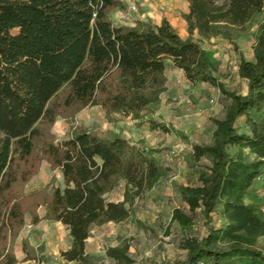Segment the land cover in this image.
<instances>
[{"label": "trees", "instance_id": "obj_1", "mask_svg": "<svg viewBox=\"0 0 264 264\" xmlns=\"http://www.w3.org/2000/svg\"><path fill=\"white\" fill-rule=\"evenodd\" d=\"M186 1L188 36L164 17L115 23L112 13L124 0H0V264L18 263L13 241L42 209L69 231L65 261L80 264H91L87 241L95 226L131 219L145 189L167 173L161 162L174 156L120 133L78 126L59 139L49 128L97 105L108 116L167 129L152 117V105L173 91L170 67L190 84L218 86L226 98L224 117L213 120V142H193L186 157L194 183L178 190L188 210L175 208L172 220L189 233L181 241L187 259L176 264H264L257 246L264 198L248 199L264 175V19L252 58L238 54L245 85L225 88L206 48L223 38L239 50L236 41L264 14V0ZM44 163L49 183L25 191ZM121 185L123 199L113 198ZM23 246L28 259L45 252L27 240ZM128 250L125 244L107 253L132 264Z\"/></svg>", "mask_w": 264, "mask_h": 264}, {"label": "rangeland", "instance_id": "obj_2", "mask_svg": "<svg viewBox=\"0 0 264 264\" xmlns=\"http://www.w3.org/2000/svg\"><path fill=\"white\" fill-rule=\"evenodd\" d=\"M124 1L126 5L112 13L115 23L132 24L137 19L148 17L160 22L164 17L181 34H189L186 0ZM133 4L137 6L134 11L130 10ZM263 19L264 14H260L251 21L248 34L236 41L239 47L237 51L231 42L223 38H215L213 43H207L206 48L213 51L217 74L225 88L235 89L245 85L244 80L238 76V54L242 52L245 57L252 58L255 33ZM166 73L169 81L172 80L173 91L169 96L163 97L161 103L152 105V117L158 118L167 129H151L147 124L138 126L141 119L120 113L108 116L97 105L87 106L73 115L60 116L49 128L59 139L78 126L88 127L99 133H120L140 142L146 149L164 148L174 156H169L174 158L173 161L161 162L167 168V173L152 189H145L131 219L122 223L108 222L92 229L87 241L91 264H119L107 251L110 247L125 244L129 245L128 254L134 261L132 264H176L187 259V250L181 247V241L189 233L183 231L177 221L172 220L175 208L188 210L178 186L194 183L186 157L192 152L193 142H213V120L224 117L226 98L218 86L203 82L190 84L183 76L173 75L169 68ZM50 175L51 172L44 163L39 173L25 186V191L46 185L50 181ZM123 196L124 187L121 185L112 197L123 199ZM252 198H264V175L251 188L248 199ZM138 200L137 197L136 201ZM43 213L42 209L41 218L36 223L28 216L24 230L13 241V249L18 256L17 264H38V261L45 264H80L66 262L62 256V251L71 242L69 231L62 223L45 219ZM26 240L31 248L37 249L43 245L45 252H38L37 258L28 259L23 246ZM257 246L264 249V237L259 239Z\"/></svg>", "mask_w": 264, "mask_h": 264}, {"label": "crops", "instance_id": "obj_3", "mask_svg": "<svg viewBox=\"0 0 264 264\" xmlns=\"http://www.w3.org/2000/svg\"><path fill=\"white\" fill-rule=\"evenodd\" d=\"M175 27V26H174ZM179 31V30H178ZM180 33V32H179ZM181 34V33H180ZM182 36H185L184 34H181ZM189 34H187L186 36H188ZM170 70H171V72H172V74L173 75H176V76H183V72L182 71H178V70H176V69H173V68H169ZM60 223H62V222H60ZM70 244H71V242H70ZM70 244L67 246V248L66 249H68L69 247H70ZM66 249H64V250H66Z\"/></svg>", "mask_w": 264, "mask_h": 264}, {"label": "built area", "instance_id": "obj_4", "mask_svg": "<svg viewBox=\"0 0 264 264\" xmlns=\"http://www.w3.org/2000/svg\"><path fill=\"white\" fill-rule=\"evenodd\" d=\"M136 9H137L136 4H133L132 6H130V10L134 11V10H136ZM38 264H45V262H40V261H38Z\"/></svg>", "mask_w": 264, "mask_h": 264}]
</instances>
